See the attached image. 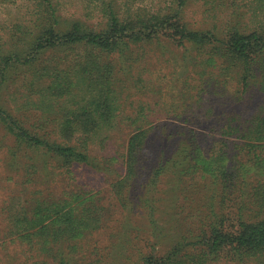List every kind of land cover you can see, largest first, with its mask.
Returning a JSON list of instances; mask_svg holds the SVG:
<instances>
[{
  "label": "trees",
  "instance_id": "obj_1",
  "mask_svg": "<svg viewBox=\"0 0 264 264\" xmlns=\"http://www.w3.org/2000/svg\"><path fill=\"white\" fill-rule=\"evenodd\" d=\"M9 7L0 151L17 192L4 201L2 245H22L31 264L85 263L80 241L119 213L110 264H264V0H0ZM148 56L166 66L149 71ZM140 89L122 160H106L124 168L112 210L75 170L94 165L124 93Z\"/></svg>",
  "mask_w": 264,
  "mask_h": 264
},
{
  "label": "rangeland",
  "instance_id": "obj_2",
  "mask_svg": "<svg viewBox=\"0 0 264 264\" xmlns=\"http://www.w3.org/2000/svg\"><path fill=\"white\" fill-rule=\"evenodd\" d=\"M137 1V0H136ZM140 4H145L148 7H157L159 5L163 6L167 0H138ZM70 10H72V7L76 8L74 2L69 5ZM78 8V7H77ZM190 9V8H189ZM194 9V8H193ZM191 9V10H193ZM74 13L75 11H71ZM17 13V9L15 7H9V8H2L0 9V18L2 20L7 19L9 16H15ZM79 13H82L81 11ZM78 14V13H77ZM218 16V15H217ZM201 16L199 13L191 11L187 15V19H189L191 22H194L196 24H199V19ZM217 20V19H216ZM206 22V19L203 23ZM209 22L213 23L215 20L208 19V22L205 24V26H208ZM218 22V21H217ZM219 25V22H218ZM169 52L173 50L172 47H169ZM178 59H180V56L182 55V51L177 50ZM144 66L149 67V71L152 70H159L161 66H166L163 62L162 58H151V56H148L144 59ZM159 73V77L166 78V70ZM127 76H129L127 74ZM147 80H151L152 82L155 81V76L148 72L147 75H145ZM169 77V76H168ZM158 79V74H157ZM139 87H137L136 90H138ZM127 94L126 98L125 95ZM143 91H137L136 94L134 92H125L124 93V104L122 105V114L111 132L110 137L105 141V144L102 148L100 147H94L91 151V156L95 159L93 166H83L79 167L75 170L76 173V183H79L80 186H82L87 192H90L91 194H98L99 197H102L101 204L106 206L109 209L113 210V205L115 206L116 203L112 200V196L110 194V185L111 182L116 178V174H122L124 172L123 165L120 162H114L109 163L106 161L107 159H110L112 157H119L120 160H122L121 155L123 152H125V148L128 142V139L132 132L135 129V125L132 124L131 118L133 117L132 114L136 111L137 106L139 105V102L141 100ZM149 101L153 103L157 100V96L150 94L148 97ZM215 102V100H214ZM201 146L208 150L211 145V139H206L205 134L202 131L201 137H200ZM3 156L2 151H0V218L2 219L4 217L2 211L4 206L5 199L12 195L13 193H16L17 190L14 187L13 179L7 178L10 176V173L5 168V164L3 160H1ZM96 165V167H94ZM55 179L58 180V185L56 188H62L63 186H69L71 182L68 181V178L65 177V182L62 180L60 176L55 177ZM166 182V180H164ZM165 189L170 190V186H164ZM162 199L167 198V194H164V196L161 197ZM166 204V203H164ZM117 207V206H116ZM120 211V210H119ZM118 212V210H116ZM120 217V214L118 213L117 216L114 218V215H109L108 217V225H106L100 232H97L93 236H90L89 238H86L85 241H80V243H83V250L79 249V253L75 255V260L79 261L82 257H84V262L91 264L92 261L96 260V256H94L92 252L93 246H98L100 250V254H102L101 264H110L112 262L109 252L116 253L118 249L113 248V243H118L120 240L115 238V235L117 234H123V231L117 230L114 228V225L123 224V220ZM117 218V219H116ZM121 219V220H120ZM140 220V219H139ZM110 221V222H109ZM114 222V223H112ZM122 222V223H121ZM3 223V222H0ZM3 241H0V264H31L33 261V258H30L31 255H35L34 253H30L29 251L24 250L22 245H19L18 243H7L5 245H2ZM88 245V247H86ZM88 248V249H86ZM67 249V248H64ZM74 260V259H72ZM80 263V264H85Z\"/></svg>",
  "mask_w": 264,
  "mask_h": 264
}]
</instances>
